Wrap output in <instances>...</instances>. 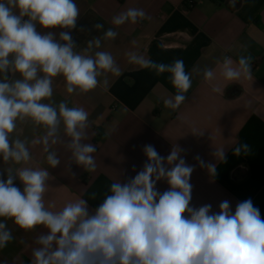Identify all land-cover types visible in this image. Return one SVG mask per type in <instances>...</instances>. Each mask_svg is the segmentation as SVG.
Segmentation results:
<instances>
[{"label":"crops","instance_id":"obj_1","mask_svg":"<svg viewBox=\"0 0 264 264\" xmlns=\"http://www.w3.org/2000/svg\"><path fill=\"white\" fill-rule=\"evenodd\" d=\"M74 2L80 12L75 28L36 27L42 34L53 31L57 40L62 31L69 32L74 51L81 54L90 40L100 37L101 47L88 54L109 52L120 68L119 75L109 72L98 77V86L87 93H68L66 80L59 75L55 80L60 83L52 85L56 90L47 99L57 109L66 102L70 108L88 112L82 143L95 146L92 155L96 169L88 172L73 160L67 147L71 138L61 123L55 143L52 138L45 143L47 129L34 124L37 128L26 138L31 159L17 164L14 171L47 169L45 206L59 211L69 202L85 199L92 214L113 182L127 183L143 170L147 162L145 146L152 145L165 158L166 167H171L166 158L175 147L186 165L193 167L190 207L211 205V213H219L220 204L228 201L234 214L239 203L250 199L264 219V0H236L235 7L229 0ZM129 8L142 9L145 18L135 24L114 25L113 17ZM97 23L103 28L97 30ZM108 29L117 32L115 39H103ZM128 52H137L156 63L183 60L192 85L178 109L164 105L165 99L176 94L170 74L158 75L130 64ZM240 56L251 57L250 78L226 81L220 75L219 63L224 57H231L235 63ZM205 68L215 72L211 82L203 77ZM214 87L220 91L214 92ZM242 144H247L249 150L235 155L234 149ZM217 148H224V161L214 156ZM50 152L60 161L55 168L47 162ZM208 164L216 166L215 175L209 173ZM13 182L23 191L18 178ZM169 187L164 179L156 183L161 194ZM46 232L42 225L26 231L19 251L7 264H32L33 250L40 247L36 240Z\"/></svg>","mask_w":264,"mask_h":264},{"label":"clouds","instance_id":"obj_2","mask_svg":"<svg viewBox=\"0 0 264 264\" xmlns=\"http://www.w3.org/2000/svg\"><path fill=\"white\" fill-rule=\"evenodd\" d=\"M229 3L235 7L236 0ZM79 14L74 0H0V73L11 71L20 76L12 81L0 79V157L5 163L31 159L26 142L11 139L17 121L30 119L47 129L45 143L49 138L56 142L63 123L71 138L67 147L73 160L88 172L96 169L95 146L82 143L88 112L70 108L66 102L58 109L42 102L52 97V81L59 75L65 78L68 93H87L98 86L102 74H120L111 53L88 54L101 47L100 37L90 40L81 54L74 51L69 32L62 31L57 40L53 31H37V24L43 29H73ZM145 15L142 9L129 8L114 16L112 23L135 24ZM94 27L99 30L103 25ZM116 36L112 29L103 33V39ZM126 55L130 64L158 75L170 74L176 94L165 99L164 105L178 109L192 85L183 60L164 64L137 52ZM250 60V56H240L234 63L231 57H224L219 63L220 75L228 82L250 78ZM203 77L211 82L215 72L205 68ZM213 91L220 89L214 87ZM248 150V145L242 144L234 153ZM143 151L147 157L143 170L127 183L113 182L92 214L85 199L69 202L59 211L46 207L47 169L22 168L15 174L7 169V180H0V217L13 219L25 231L39 225L47 229L36 240L40 247L33 250L32 264H264V219L250 199L239 203L234 214L228 201L220 204L219 213H211V205L194 209L190 207L193 167L180 158V150L174 147L167 156L166 164L171 167L165 166V158L152 145ZM214 156L224 161V148H217ZM47 162L52 168L60 163L54 152L47 155ZM206 167L215 175L214 164ZM16 178L23 183V191L14 185ZM162 179L170 187L161 194L156 183ZM12 239L6 223L0 222V249Z\"/></svg>","mask_w":264,"mask_h":264},{"label":"rangeland","instance_id":"obj_3","mask_svg":"<svg viewBox=\"0 0 264 264\" xmlns=\"http://www.w3.org/2000/svg\"><path fill=\"white\" fill-rule=\"evenodd\" d=\"M42 75V73H41ZM8 72L6 74L0 73V79H7ZM19 73H13L9 76L8 81H12L15 79H19ZM57 77L53 78L52 85H58L60 80H55ZM53 92L56 90L52 87ZM56 95V94H55ZM47 103V100L42 101ZM53 105V104H52ZM54 106V105H53ZM37 128L34 127V123L30 119H26L24 121H17V127L14 132L11 134V139H20L26 142V138H28V133L32 131V129ZM17 163L9 161L5 163L0 157V180H7L8 172L7 169L11 168L14 171ZM14 183V182H13ZM16 186V185H15ZM17 187V186H16ZM0 222L6 223V227L11 231L13 239L8 242L7 246L0 249V264H7L10 259H12L16 253L19 251L23 240L26 238V231L24 229L19 228L11 218H3L0 217Z\"/></svg>","mask_w":264,"mask_h":264},{"label":"water","instance_id":"obj_4","mask_svg":"<svg viewBox=\"0 0 264 264\" xmlns=\"http://www.w3.org/2000/svg\"><path fill=\"white\" fill-rule=\"evenodd\" d=\"M23 19H24V18H23ZM10 72H11V71H9V72H8V77H7V80H8V78H9V76H10Z\"/></svg>","mask_w":264,"mask_h":264}]
</instances>
